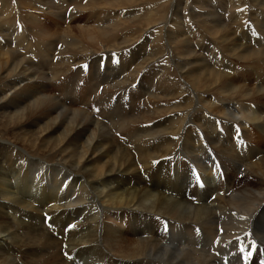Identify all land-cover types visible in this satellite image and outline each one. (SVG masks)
Returning a JSON list of instances; mask_svg holds the SVG:
<instances>
[{
  "label": "bare ground",
  "instance_id": "bare-ground-1",
  "mask_svg": "<svg viewBox=\"0 0 264 264\" xmlns=\"http://www.w3.org/2000/svg\"><path fill=\"white\" fill-rule=\"evenodd\" d=\"M22 6L29 4L0 0V264H218L217 253L219 264L264 259V15L252 20L242 3L234 4L230 40L221 33L224 51L212 55L202 43L198 75L182 68L191 52L176 54L166 42L153 57L163 65L154 83L136 91L114 72L79 92L65 73L97 57L94 49L112 57L131 41L117 25L104 29L105 10L97 9L86 20L99 32L75 25L92 41L85 45L70 36L69 25L84 18L53 21L48 9L30 42L19 22ZM168 23L166 17L160 30ZM70 38L79 46L62 59L58 45ZM220 56L249 74L217 63ZM51 57L65 68L52 67ZM56 79L54 96L48 82ZM76 94L83 98L76 101ZM161 108L175 110L164 125ZM203 120L208 137L200 132ZM13 130L30 136L17 146ZM194 171L203 175L202 189ZM43 214L51 215L59 238L43 226Z\"/></svg>",
  "mask_w": 264,
  "mask_h": 264
},
{
  "label": "rangeland",
  "instance_id": "rangeland-1",
  "mask_svg": "<svg viewBox=\"0 0 264 264\" xmlns=\"http://www.w3.org/2000/svg\"><path fill=\"white\" fill-rule=\"evenodd\" d=\"M29 1H30V3H29ZM220 1L216 0L215 1L216 4L213 5L212 0H141V1L140 0H117V1L116 0H92V1L91 0H57L58 3H55L54 0H25V1L24 0H10V4H25V3L29 4V7H25V6L18 7V11L20 13L19 22L22 24V20H23L24 23L27 24V27L29 29L28 30L24 27L21 28L22 30L24 29L23 33L25 35V38L30 42H32L34 40V38H36L35 32L33 31V28H35V26L38 25L37 23L40 21V19H37V17L40 18V14H41L42 10L48 11V9H50V10L53 9L52 11L54 12V16L49 14V18H51V20H53V21H55V20L56 21H59V20L65 21L66 19H69L70 15H73L75 17L84 18L81 21H76V20L70 21L71 23L69 25L71 26V30H72L71 31L72 33H70V36L72 35L73 37L72 36L71 37L73 39L81 37L82 43H84L85 45H88L92 41H89L85 37L82 38L81 35L79 36L77 26H75V25L76 24L84 25V27L86 26V27H89V29H92L94 31L99 32L100 28L98 26H96L95 23H93V21L86 20L90 11H95L97 9L105 10V12H103V15H102L105 19V21L102 23L104 29H106V27H110L111 29H113V28H115L116 25H117L116 28L120 27L119 30H120L121 34H123L122 37L131 41L129 46L120 49V51L118 53H116L115 56H112V57H110L107 54H104L103 52H100L98 50L96 51V49H94L92 52L99 53V55L97 57L93 56L92 59L88 60L86 63L81 62L80 65L75 67V69H76L75 71L73 69V70H70L67 73H65V76H64L65 82L68 84H71L70 81L74 79L73 84H75V87H77L79 89V92H82L85 88H87L90 85H94L95 83H100L101 81L103 82V80L106 81L105 75H107V73L111 74L114 72L116 74L115 78H114L115 80H121L122 79L121 81H128V82L132 81L133 86L136 87V89H135L136 91H138L137 88H140V86H142V85L154 83L156 81V79H155L156 75L155 74L159 71V69H161L163 67V65L160 63H157L155 60L156 58L154 59L153 57L155 56V53L160 52L159 47L166 42L170 43L173 46L172 49L174 50V52L176 54L178 52V53L186 55L187 51L191 52L190 58L188 60H186L187 63L184 66H182V68H184L185 70L188 69L187 70L188 77L198 75L199 73H197L196 71L200 69L199 63L201 64L202 60L205 58L204 57L205 53L203 52L204 53V55H203L202 50H200V46L202 45V43L205 47H207L206 50H209V52L212 55L214 53H219L221 50L224 51L221 47V44L219 43L221 41V39H220L221 33H224L226 38L229 37V34H230V36H232L231 30H233V29H232V23L231 22H233V20L231 18V15L234 13V11H233L234 10V7H233L234 4H236L237 2H238V4H239V2L242 3V5L245 7L243 10L245 16L246 17L249 16L252 20H254L256 18L258 20H260L261 15H264V0H260L261 2H259V3L256 2L257 4H255V1L252 2L251 0H246V1L245 0H237V1L236 0H220ZM116 3H117V6H115ZM87 4H90V6L83 8L84 5L86 6ZM98 4H99V6H98ZM93 5L95 7H93ZM119 6H120V8H119ZM25 8L30 12L27 13ZM32 8L38 9V12H35L34 10H32ZM90 8H92V10ZM258 8H259V11H258ZM110 9H111V11H110ZM226 10H229L228 12H230V13H228ZM161 12H162V14H161ZM120 13H122V14H120ZM66 14H68V15L66 16ZM116 14H118V15H116ZM244 14H243L241 22H240L241 24L246 20ZM55 15H57V16H55ZM30 16H32V17H30ZM153 16H154V18H153ZM166 17H167L169 23L167 24L165 29H163L164 30L163 31L162 29L160 30L159 23L164 21L166 19ZM228 17H229V19H228ZM31 18H32V21H30L31 23H28V20H31ZM33 18L35 21L33 20ZM41 19L42 20L44 19L43 16L41 17ZM197 19H198V21H197ZM227 19L229 20L230 23H228ZM153 21H155V22H153ZM131 22L133 23V25ZM218 22H220V23H218ZM29 24L31 25V27ZM205 24H207V25H205ZM129 25H130V27H129ZM191 26H193V29L191 28ZM222 29H224V30H222ZM254 29L255 28H252V36H256ZM50 32H53L51 27H50ZM208 34H210V35H208ZM156 37H158L160 41L155 40ZM221 37L225 38L223 35ZM72 38H70V40L67 42L68 45L67 44L65 45L63 43L64 41L61 43V45H58L57 50L61 51L59 56L62 57V59L69 58L70 54H71V52L69 50H72L73 48L79 46L78 43H74V40ZM179 39L182 40V42H183L182 44L178 43ZM69 42H70V44H69ZM190 42H191L192 47L189 46L186 48L184 45H187V43H190ZM241 42L243 45H245L243 43L244 41H240V43ZM72 45H74V46H72ZM63 46L64 47L66 46L65 49H67V50H65ZM223 47H224V49L227 48L226 45H223ZM11 48L12 47H10V49ZM164 48H166L165 44H164ZM183 48H184V50H183ZM255 49H256V47H252V50H249L247 53H250V51H254ZM86 50H88V49L86 48ZM151 50H152V52H151ZM217 51H219V52H217ZM210 53H207V54H210ZM246 55H248V54H246ZM171 57H172V55L170 53L169 59ZM206 58H207L206 60L209 63L212 62L210 60L211 59L210 56H206ZM226 58H230V57H226ZM226 58L223 56H220L218 58L219 62H217V63H219V64L222 63L223 65L228 63L231 65V67L237 69L238 71H240V72L245 71L246 74L247 73L249 74L250 70L240 69L239 67L235 66L231 61H228V59H226ZM76 59H79V58L77 57ZM251 60L252 59H250V62H251ZM100 62H103L105 64L104 70L102 72L99 70V67H98ZM254 62H256V59ZM48 63H50L52 65V67L54 66V68L57 67L56 68L57 70L59 68V71L65 68L64 67L65 63H61L59 61L57 62V59L54 61L52 59V57H51V59L48 60ZM234 63H236L237 65H242V64L244 65V63H246V62H244V63L243 62H234ZM190 65H192V66H190ZM151 66H153V67H151ZM246 66H248V65H246ZM185 67H187V68H185ZM34 68H35V66H34ZM147 68H149V69H147ZM46 72H47V74L49 73L48 71H46ZM171 72H173V71H171ZM159 73H160V71H159ZM47 74H46V78H48ZM38 77H39V79L41 78L39 75H38ZM49 78H51V76H49ZM239 78H241L242 80H246L243 76H239ZM41 79H43V78H41ZM174 80L176 83L183 85L182 84L183 79H179V78L177 79L176 77H174ZM58 82H59V79H58V81L56 79L54 84H52V81L48 82V86H49L48 93L49 94L54 95L57 93L55 85H59V84H57ZM65 92H66V90H65ZM62 94H64L63 91H62ZM84 94H85V92H84ZM135 95L137 97H139L137 95V93H135ZM74 98L76 99V101H79L83 97L81 94H79V95L76 94V96ZM84 99H86V98L84 97ZM180 101H181V104H179L178 107H180V109H181L183 106L188 105L189 100L185 99V100H180ZM141 103L140 104L138 103V104L141 105ZM161 109H162V111H167V112L161 113L162 115H160V117H159V120L161 119V122H162L161 125L166 124L167 121H169L170 119H174L175 110L173 111V113H168L167 108H161ZM181 110H183V109H181ZM0 113H1V111H0ZM180 114H181V112L177 113L176 116H180ZM203 121L205 123V127H204L205 129H204V131H200V132L204 137H208L209 125L207 126L206 121L205 120H203ZM196 124L198 126H200L199 123L196 122ZM9 133H11V135H12V137L10 136V139H13L17 146H21L20 144H22L23 139L26 138L25 135H27V134H24V133L18 132V131L14 132V130L9 132ZM33 133L34 132H32L31 135ZM27 136L29 137L30 135H27ZM117 137H118V135H117ZM51 251L52 250L50 249L48 252L50 253Z\"/></svg>",
  "mask_w": 264,
  "mask_h": 264
}]
</instances>
